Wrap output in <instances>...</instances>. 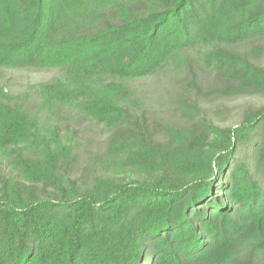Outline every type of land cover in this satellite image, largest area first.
<instances>
[{
	"label": "trees",
	"instance_id": "obj_1",
	"mask_svg": "<svg viewBox=\"0 0 264 264\" xmlns=\"http://www.w3.org/2000/svg\"><path fill=\"white\" fill-rule=\"evenodd\" d=\"M0 264H264V0H0Z\"/></svg>",
	"mask_w": 264,
	"mask_h": 264
},
{
	"label": "rangeland",
	"instance_id": "obj_2",
	"mask_svg": "<svg viewBox=\"0 0 264 264\" xmlns=\"http://www.w3.org/2000/svg\"><path fill=\"white\" fill-rule=\"evenodd\" d=\"M42 78V77H41ZM47 78V77H46ZM44 79H45V77H44Z\"/></svg>",
	"mask_w": 264,
	"mask_h": 264
}]
</instances>
